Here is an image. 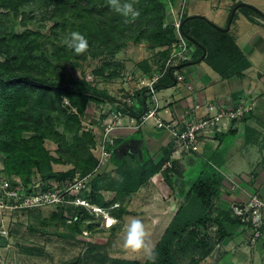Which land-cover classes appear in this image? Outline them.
I'll list each match as a JSON object with an SVG mask.
<instances>
[{
  "label": "trees",
  "instance_id": "trees-1",
  "mask_svg": "<svg viewBox=\"0 0 264 264\" xmlns=\"http://www.w3.org/2000/svg\"><path fill=\"white\" fill-rule=\"evenodd\" d=\"M124 2H132L140 15L136 18L124 17L112 10L108 0H0V10L8 12L0 15V152L7 154L5 169L8 175L24 176L33 168L43 175L46 169H52L53 164L71 166L65 173L48 176L60 181L76 178V174H92L99 164L94 154L97 137L86 129L83 117L90 103L117 102L107 93L91 87L86 79L67 77L65 63L70 60L68 54L75 53L72 49L70 53L65 51L66 47L57 49L52 55L57 63L55 65L44 51L45 44L31 37L34 32L12 34L7 27L11 14L19 17L24 14V9L31 8L33 16H39L44 21L63 19L74 27L75 23L82 24V35L88 40L89 48L98 44L99 48H105L108 52L117 53L130 41H144L164 48L174 43L175 30L168 23L169 0H121V3ZM245 9L259 16L248 6ZM36 13L38 16H35ZM188 18L185 16L183 19L182 34L188 41L192 38L203 46L207 52L205 61L213 70L222 77L230 73L243 76L251 63L229 33L205 17ZM90 25H94L96 31H89ZM64 26L57 23L52 30L65 32ZM189 45L194 48L192 60H201L203 49L190 41ZM87 54L88 51L78 55V59L85 61ZM173 70L169 71L166 82L155 86L156 90L175 83ZM136 96L146 99L145 94L137 93ZM131 114L136 115L134 108H131ZM28 135L30 137H26ZM45 141L58 146L57 157L44 148ZM164 155L162 163H158L162 167L169 161L170 150ZM157 165L145 163L140 165L141 170L140 167L125 170L124 164L119 165L120 176L115 188H121L126 199L130 198L147 179L162 170ZM149 168L152 170L148 171ZM97 177L99 175L94 180ZM220 184L219 179L213 178L198 179L193 184L187 195L188 205L180 207L155 248V260L149 259L145 264H176L173 257L175 241L190 228H205L212 223L217 227L220 239L231 237L239 231L242 224L229 211L219 210L213 220H207Z\"/></svg>",
  "mask_w": 264,
  "mask_h": 264
},
{
  "label": "rangeland",
  "instance_id": "rangeland-1",
  "mask_svg": "<svg viewBox=\"0 0 264 264\" xmlns=\"http://www.w3.org/2000/svg\"><path fill=\"white\" fill-rule=\"evenodd\" d=\"M246 1L248 3L244 4L264 10V0ZM232 2L190 0L189 10L191 13H203L217 21L216 18L219 19L222 14L224 18H228V10H224L225 3ZM7 13L0 10V15ZM238 17L243 19V13L238 12ZM219 22L226 26L221 20ZM57 23L65 25V32H61V29L52 30ZM7 27L14 35L34 32L31 37L38 38L45 44L44 51L55 65L57 63L52 55L57 49L66 47L65 51L71 52L64 43L70 32L82 34L83 31L82 24L75 23L74 27L68 20L44 21L39 16L35 18L31 8L24 9V14L19 17L11 14ZM88 30L96 31L94 25H90ZM57 37L64 40L59 41ZM176 41L175 36L174 43L168 48L155 47L144 41H130L117 53L108 52L105 48H99L98 44H93L87 50L88 57L85 61L78 59L76 53L68 54L70 60L65 63V73L68 78L86 79L91 87L107 93L111 98L115 95L123 100L137 93L148 97L150 91L144 85L156 76L161 77L157 84L166 82L170 71L169 62L173 57L171 63L179 61L177 54L181 48L174 45ZM191 49L194 52V48ZM99 51L102 53H98ZM94 53L98 54L93 56ZM97 72L102 74L97 75ZM142 72L146 73V77L141 75ZM137 99L140 105L143 99ZM65 104L68 105L67 102ZM91 104L94 103L89 105ZM105 106L102 113H106ZM136 115L139 116L140 113ZM102 116L105 117V114L97 117ZM83 120L86 129L99 138L97 118L86 114ZM59 130L62 131L60 126ZM44 148L53 157H57L56 144L45 141ZM6 157V153L0 152V264H145L149 259L143 252L136 253L123 247L126 225L132 218L141 219L146 226L148 240L155 250L177 211L188 205L187 195L192 186L185 179L176 181L175 176L182 175L177 162L172 163V167L167 163L163 167L158 164L156 167H162V170L157 176L146 180L145 190L136 202V209L126 213L122 212L124 209L121 211L126 196L121 188H115L118 180L105 171L107 165L101 170L104 174L93 181L89 190L77 192L72 189L77 176L64 181L48 177L52 173L59 175L67 172L71 167L69 165L53 164L52 169H46L43 175L35 168L27 171L24 176L8 175L5 169ZM137 169L139 168L136 167ZM151 170L149 168L148 171ZM4 182L9 183L13 195L4 193L8 188ZM176 188L187 191L186 195L176 198V193H171ZM77 198L86 200L89 206H77L74 203ZM217 213L216 198H213L207 220H213ZM109 217L113 219L111 228L107 227ZM218 237L217 227L212 223H208L205 228H190L175 241L173 257L176 264H196L218 243Z\"/></svg>",
  "mask_w": 264,
  "mask_h": 264
},
{
  "label": "crops",
  "instance_id": "crops-1",
  "mask_svg": "<svg viewBox=\"0 0 264 264\" xmlns=\"http://www.w3.org/2000/svg\"><path fill=\"white\" fill-rule=\"evenodd\" d=\"M189 1L185 7L186 16L208 18L220 29L230 26L229 35L248 58L251 67L241 77L236 73L222 77L205 59L196 62L192 60L194 52L191 49V60L177 66L183 80L178 81L173 76L175 83L172 86L156 90L158 111L166 122L182 124L188 118L204 117L211 104L221 103L226 107L239 105L243 101L254 104L253 110L242 121L232 123L229 132L202 141L199 153L184 156L177 161L178 170L182 171L180 177L175 176L177 182L185 179L193 186L198 179H219L221 184L216 197L217 209L233 213V207L247 205L252 194L258 195L264 202V17L246 10V0H232V3H225L224 10H228V18L222 14L216 21L203 13H191ZM181 6L182 0H169L168 23L173 21ZM235 9L233 21L229 25L230 15ZM259 11L264 14V10ZM238 12L243 13V19L238 17ZM237 19L240 21L236 22ZM220 20L226 26H222ZM141 75L146 77L145 72ZM112 98L117 102L120 100L115 95ZM148 100L146 97L140 101V106L135 109L140 116L148 108ZM114 103L91 104L87 115L101 121L102 117L97 116L108 113ZM103 106L106 113L101 111L104 110ZM100 121L96 124L98 137L101 134ZM123 124H128L127 119ZM117 136L116 145L109 148L112 158L105 169L116 181L120 176L119 165L124 164L128 170H136V167L145 163L157 165L172 146L169 132L156 128L152 120L138 131L121 129ZM145 187L142 186L127 198L121 208L126 212L136 209V202ZM186 192L176 188L171 193H176L175 197L180 199ZM116 207L119 205L116 204ZM250 237L251 229L242 224L233 236L224 239L218 237V243L197 264H264V236L255 246L250 245Z\"/></svg>",
  "mask_w": 264,
  "mask_h": 264
},
{
  "label": "built area",
  "instance_id": "built-area-1",
  "mask_svg": "<svg viewBox=\"0 0 264 264\" xmlns=\"http://www.w3.org/2000/svg\"><path fill=\"white\" fill-rule=\"evenodd\" d=\"M188 0H182V6L177 15L171 22L176 36L175 46H179L181 51L179 54V61L171 63L174 57L169 62L170 70H173V76L178 81L183 80V76L179 74V65L189 62L191 60V48L188 39L182 34L181 27L185 15V7ZM161 77H154L147 85H144L148 92V108L140 116L132 115L131 108L138 107V99L136 94H132L123 100H119L113 104V108L105 114L98 121L101 122V134L97 138V145L94 149V154L99 160L97 169L89 175H77L75 184L72 189L75 191H87L91 188L94 178L99 175L102 169L108 164L112 158L109 148L116 145L118 139L117 133L121 129L129 128L138 131L142 126L146 125L150 120L155 123L156 128L168 131L172 146L170 149L171 156L168 165L172 167V163L180 161L184 156L193 155L200 152L202 141H207L210 138L215 139L219 134L229 132L232 123L242 121L252 110L254 104L249 102H242L233 107H226L221 103L211 104L207 107V114L200 119L188 118L184 123H169L166 122L159 114L158 111V98L156 96V89L154 85L160 80ZM146 84V83H143ZM128 121V124H123V121ZM8 187L5 189V194H11L9 183L4 182ZM13 195V194H11ZM77 206H86L89 204L86 200L77 198L74 202ZM264 202L256 194L250 196L249 202L243 207L234 206L233 216L239 219L241 224L248 226L251 229L250 245L255 246L259 240L264 236Z\"/></svg>",
  "mask_w": 264,
  "mask_h": 264
},
{
  "label": "clouds",
  "instance_id": "clouds-1",
  "mask_svg": "<svg viewBox=\"0 0 264 264\" xmlns=\"http://www.w3.org/2000/svg\"><path fill=\"white\" fill-rule=\"evenodd\" d=\"M108 3L112 10L124 17L136 18L140 15L132 2L121 3V0H108ZM64 43L77 55L87 52L89 48V42L86 37L77 31L71 32L70 39L66 38ZM123 247L132 252H143L150 260L154 261L156 258L154 246L148 240L146 226L139 218H132L131 222L126 225Z\"/></svg>",
  "mask_w": 264,
  "mask_h": 264
},
{
  "label": "water",
  "instance_id": "water-1",
  "mask_svg": "<svg viewBox=\"0 0 264 264\" xmlns=\"http://www.w3.org/2000/svg\"><path fill=\"white\" fill-rule=\"evenodd\" d=\"M249 7H250V6H249ZM250 8H251L253 11H255L257 14L261 15L262 17H264V14H262L257 8H255V7H250ZM237 9H238V7H237ZM237 9H235V10L232 12V15H231V18H230V21H229V25L232 23L233 18H234V15H235V12H236ZM193 17H195V16H193ZM189 18H192V17H189ZM189 18H188V19H189ZM229 27H230V26H229ZM229 27H227L226 29H221V30H223L224 32H228V31H229ZM189 41L192 42L196 47H199V48H202V49H203L204 54H203L202 59H205L206 56H207V52H206V50L203 48V46L200 45L196 40H194V39H192V38H189Z\"/></svg>",
  "mask_w": 264,
  "mask_h": 264
},
{
  "label": "bare ground",
  "instance_id": "bare-ground-1",
  "mask_svg": "<svg viewBox=\"0 0 264 264\" xmlns=\"http://www.w3.org/2000/svg\"><path fill=\"white\" fill-rule=\"evenodd\" d=\"M99 211V210H98ZM113 226V219L112 218H108V223H107V227L111 228Z\"/></svg>",
  "mask_w": 264,
  "mask_h": 264
}]
</instances>
